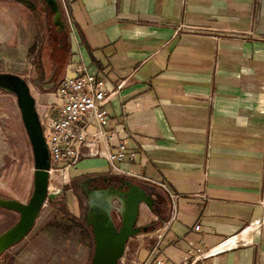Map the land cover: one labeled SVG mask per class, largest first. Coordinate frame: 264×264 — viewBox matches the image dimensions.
Instances as JSON below:
<instances>
[{
  "label": "crops",
  "instance_id": "0c3cea01",
  "mask_svg": "<svg viewBox=\"0 0 264 264\" xmlns=\"http://www.w3.org/2000/svg\"><path fill=\"white\" fill-rule=\"evenodd\" d=\"M60 1L73 19L63 79L79 63L104 78L109 151L123 143L137 154L115 163L120 173L108 149L83 148L67 179L87 195L98 180L130 179L167 204L140 217L151 230L126 256L143 261L160 241L175 264L190 243L215 249L197 264H264V0ZM2 10L0 43L22 26ZM57 90L42 93L39 112Z\"/></svg>",
  "mask_w": 264,
  "mask_h": 264
},
{
  "label": "rangeland",
  "instance_id": "374dc122",
  "mask_svg": "<svg viewBox=\"0 0 264 264\" xmlns=\"http://www.w3.org/2000/svg\"><path fill=\"white\" fill-rule=\"evenodd\" d=\"M14 1L0 0V8L6 9L2 14L6 13L10 21L16 17L19 23L21 19L22 23L16 29L9 28V40L0 43V74L11 73L31 81L38 80L42 87L51 84V88L56 89L64 76L68 50L57 41L53 14L45 10L43 0H19L25 2L22 13H17ZM54 72L57 74L52 77ZM42 87L40 90L32 87L37 107L45 102L40 100V94L49 90V87L47 90ZM67 172H52L49 190L53 197L47 201L31 233L0 256V264L11 261L12 264H91L93 236L85 234L75 222H84L88 199L78 187L83 181L67 179ZM34 173V153L17 96L0 89V196L28 203L33 193ZM149 211L144 206L141 217L147 216ZM19 218L17 213L0 208V234L12 228ZM116 221L120 225L118 216ZM143 221L140 219L138 225L143 227ZM53 223L61 224L63 228H52ZM143 235L131 239L128 254L140 246ZM143 248L142 260H145L152 249ZM160 253L159 249L158 255L163 258Z\"/></svg>",
  "mask_w": 264,
  "mask_h": 264
},
{
  "label": "water",
  "instance_id": "95a60500",
  "mask_svg": "<svg viewBox=\"0 0 264 264\" xmlns=\"http://www.w3.org/2000/svg\"><path fill=\"white\" fill-rule=\"evenodd\" d=\"M44 2L53 14L54 24L65 27L60 0ZM0 89L17 96L22 120L36 158L33 193L29 203L0 197V208L20 215V220L12 228L0 234L2 256L31 233L44 206L53 195L49 193L51 160L36 99L26 80L19 76L0 74ZM116 179V185L96 188L91 192L93 197L84 216V223L94 241L91 264H119L126 254L130 240L149 230L147 226L138 225L143 207L157 212L167 208L165 202L158 205L157 196L150 188L142 187L130 179ZM116 216L121 220L120 225Z\"/></svg>",
  "mask_w": 264,
  "mask_h": 264
},
{
  "label": "built area",
  "instance_id": "2783aa9c",
  "mask_svg": "<svg viewBox=\"0 0 264 264\" xmlns=\"http://www.w3.org/2000/svg\"><path fill=\"white\" fill-rule=\"evenodd\" d=\"M60 3L69 28L73 20L71 12L64 2ZM71 73L72 75L66 76L59 84L58 90L52 94L51 102L38 111L50 155L51 171H68L82 158L83 148L92 149L89 155L96 157L100 155L101 147H104L108 149L107 159L113 169L124 173L115 166V163L126 159L134 160L137 154L129 151L123 143L118 146L116 153L109 151V143L114 137V132L105 130L109 119L106 105L110 95L104 78L92 74L82 63L77 64ZM90 128H95L92 136ZM60 163L64 166L60 167ZM172 220L176 221L177 216L174 215ZM263 223L256 224L260 226ZM165 230L166 227L157 231L160 238ZM194 230L201 231V225H196ZM231 241L233 239L223 243L222 247L231 249L229 245ZM159 246L160 241L143 261L131 260L125 254L119 264H175L159 257ZM190 246L187 258L180 264H197L200 259L208 257L215 250L209 249L205 244L199 248L194 247L193 243H190Z\"/></svg>",
  "mask_w": 264,
  "mask_h": 264
},
{
  "label": "flooded vegetation",
  "instance_id": "af4514ba",
  "mask_svg": "<svg viewBox=\"0 0 264 264\" xmlns=\"http://www.w3.org/2000/svg\"><path fill=\"white\" fill-rule=\"evenodd\" d=\"M25 2V1H24ZM43 3L45 4V10L47 11V12H51L50 11V9H49V7L46 5V3L44 2V0H43ZM28 6V5H27ZM63 20H64V24H65V27H60V26H57V25H55L54 24V20H52V25H53V27L55 28V31H56V35H57V41H58V43L61 45V47H63V48H66V46H67V42H68V32H69V28H68V25H67V22H66V19H65V17H64V15H63ZM49 29H50V27H49ZM63 36V37H62ZM2 74H11V73H2ZM56 72H54L53 73V75H52V77H55L56 76ZM11 75H14V76H18V75H15V74H11ZM20 77V76H19ZM23 79H25V78H23ZM26 80V82H27V84L29 85V87H30V89H31V91H32V87H36L38 90H40V87H42V85H41V82L40 81H38V80H34V81H31L30 79H25ZM51 88L52 87V85L51 84H49V85H43V87L42 88H44L45 90H47L46 88ZM40 95H42V94H40ZM41 98V97H40ZM34 161L36 162V158H35V156H34ZM34 179H35V174H34ZM117 180L118 179H116V178H107V179H103V180H98L96 183H95V185L94 186H96L97 188H110L111 186H113V185H116L117 184ZM33 186H34V182H33ZM79 190H81V191H83V193H84V195H85V197L88 199L87 201H88V203H89V201H90V199L93 197L92 195L93 194H91V193H89V195H87V193H86V191H85V189H84V183H81V186H79ZM1 197V196H0ZM5 198V197H4ZM81 200V199H80ZM30 201V200H29ZM29 203V202H28ZM81 205H83L82 203H81ZM81 208H82V206H81ZM3 210H5V209H3ZM87 210H88V206H87ZM8 211V210H7ZM86 213H87V211H86ZM85 213V214H86ZM18 214V213H17ZM19 215V214H18ZM20 216V215H19ZM19 220H20V218H19ZM6 232V231H5Z\"/></svg>",
  "mask_w": 264,
  "mask_h": 264
},
{
  "label": "trees",
  "instance_id": "16d2710c",
  "mask_svg": "<svg viewBox=\"0 0 264 264\" xmlns=\"http://www.w3.org/2000/svg\"><path fill=\"white\" fill-rule=\"evenodd\" d=\"M75 222H76V227L81 228L85 234L91 235V232H90L89 228H87V226L85 225L84 222L83 223H80V221H77V220ZM51 227L52 228H56L58 230H61L63 228V225L58 224V223H53L51 225ZM149 230H151V229H149ZM10 264H12V261L10 262Z\"/></svg>",
  "mask_w": 264,
  "mask_h": 264
},
{
  "label": "bare ground",
  "instance_id": "6f19581e",
  "mask_svg": "<svg viewBox=\"0 0 264 264\" xmlns=\"http://www.w3.org/2000/svg\"><path fill=\"white\" fill-rule=\"evenodd\" d=\"M68 173H69V172H67V175H66V177L68 176Z\"/></svg>",
  "mask_w": 264,
  "mask_h": 264
}]
</instances>
